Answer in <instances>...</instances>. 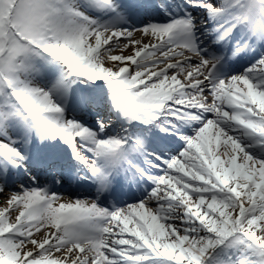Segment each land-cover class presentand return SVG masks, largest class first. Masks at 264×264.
Here are the masks:
<instances>
[{"label": "snow or ice", "instance_id": "6c2138e0", "mask_svg": "<svg viewBox=\"0 0 264 264\" xmlns=\"http://www.w3.org/2000/svg\"><path fill=\"white\" fill-rule=\"evenodd\" d=\"M0 264H264V0H0Z\"/></svg>", "mask_w": 264, "mask_h": 264}, {"label": "bare ground", "instance_id": "6f19581e", "mask_svg": "<svg viewBox=\"0 0 264 264\" xmlns=\"http://www.w3.org/2000/svg\"><path fill=\"white\" fill-rule=\"evenodd\" d=\"M136 38H139V37L137 36ZM145 43H147V41H145ZM132 51H133V50H132L131 48H129L128 50H126V51L124 52V54H125V55L130 54ZM114 54H119V52L114 53ZM69 190H71V191H78V190L76 189V187H75V189H69V188H63V189H60L61 192H67V191H69ZM69 198H70V197H68V196H65V197H64V199H69ZM61 202H63V200H62Z\"/></svg>", "mask_w": 264, "mask_h": 264}]
</instances>
